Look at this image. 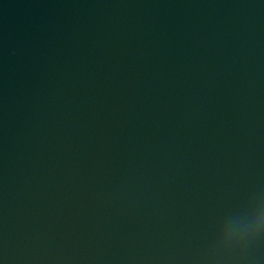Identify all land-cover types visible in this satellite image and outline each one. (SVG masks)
I'll return each instance as SVG.
<instances>
[{"label": "water", "instance_id": "obj_1", "mask_svg": "<svg viewBox=\"0 0 264 264\" xmlns=\"http://www.w3.org/2000/svg\"><path fill=\"white\" fill-rule=\"evenodd\" d=\"M264 0H0V264H264Z\"/></svg>", "mask_w": 264, "mask_h": 264}, {"label": "clouds", "instance_id": "obj_2", "mask_svg": "<svg viewBox=\"0 0 264 264\" xmlns=\"http://www.w3.org/2000/svg\"><path fill=\"white\" fill-rule=\"evenodd\" d=\"M242 215L248 222L246 226L240 229L239 235L241 239L264 233V199H261Z\"/></svg>", "mask_w": 264, "mask_h": 264}]
</instances>
